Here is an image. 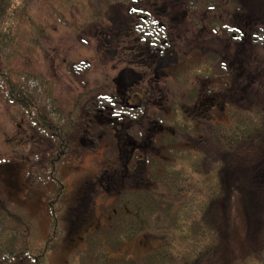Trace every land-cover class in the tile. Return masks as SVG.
<instances>
[{
  "label": "trees",
  "instance_id": "16d2710c",
  "mask_svg": "<svg viewBox=\"0 0 264 264\" xmlns=\"http://www.w3.org/2000/svg\"><path fill=\"white\" fill-rule=\"evenodd\" d=\"M31 1L0 0V99L5 108L0 115L18 127L24 114L29 128L40 132L42 127L32 118L33 105L41 111L42 106L59 102L54 89L27 88H55V83L38 71L12 70L14 57L21 58L15 39L21 23L29 27L26 43L40 54L55 33L47 23L31 19L27 12ZM136 1L142 0H50L48 4L56 22L79 37L82 22L99 19L107 6H131ZM203 137L215 154L208 163L203 150L181 141L168 142L163 157L152 156L148 161L150 187L124 188L113 196L103 191L101 201L110 202L107 220L86 234L67 264H264V111L233 112L228 123L215 126ZM72 147L53 141L47 144L43 159L29 162L31 187L53 185L46 205L49 222L45 233L35 216L0 195V264H15L20 259L27 264H52V255L61 251L66 235L61 206L66 184L58 167ZM10 153L0 154V161L19 154L14 149ZM228 169H239L236 184L231 186L223 182ZM231 214L237 224L231 231V250H226ZM244 222L248 229L254 227L249 243L243 236L245 229L235 241ZM142 236L153 239L157 246L137 257L110 255Z\"/></svg>",
  "mask_w": 264,
  "mask_h": 264
},
{
  "label": "flooded vegetation",
  "instance_id": "af4514ba",
  "mask_svg": "<svg viewBox=\"0 0 264 264\" xmlns=\"http://www.w3.org/2000/svg\"><path fill=\"white\" fill-rule=\"evenodd\" d=\"M137 3L141 5L123 7L124 12L121 7L111 9L117 10L115 20H105V11L96 23L95 37L87 44L94 55L82 59L80 92L67 101L57 99L58 104L42 106L41 111L33 105L32 113L38 127H42L32 134L47 143L72 144L81 135L82 143L89 131L92 139L97 129L104 132L97 135V142H103L104 148L111 142L108 159L125 157V163L113 172L114 182H120L114 185L116 193L124 188L150 187L147 168L152 156L163 157L168 142L200 141L215 126L228 123L231 113L246 111L240 103L245 98L240 96L238 100L232 93L241 89L245 95L247 89H258L262 81L261 62L256 61L251 71L246 55L247 43L262 44V34L257 30L260 20L246 11V4L256 8L260 0ZM204 28L213 31L216 37L212 42L220 43L219 48L210 41L198 44ZM253 108L261 110L257 106L249 110ZM88 110L99 116L95 125L90 118L84 122V116H90ZM23 124L29 126L21 114L18 127ZM121 143L128 147L124 155ZM106 181L113 185L110 179ZM98 185L109 193L102 178ZM95 187L92 184L90 189Z\"/></svg>",
  "mask_w": 264,
  "mask_h": 264
},
{
  "label": "rangeland",
  "instance_id": "374dc122",
  "mask_svg": "<svg viewBox=\"0 0 264 264\" xmlns=\"http://www.w3.org/2000/svg\"><path fill=\"white\" fill-rule=\"evenodd\" d=\"M48 2L50 0H32L27 6V12L34 22L47 23L48 26L55 28V33L51 34V38L45 42V50L40 54L26 43V36L30 34V31L27 23L23 20L24 23L20 24L15 37L21 58L14 57L12 70L16 72L21 70L41 72L44 78L55 83L57 88L54 89V94L58 100L64 102L80 92L79 87L81 88L82 86L80 75L84 67L82 59H91L94 55L92 49L87 46L88 39L95 37L96 23L100 21L103 14L93 22L87 24H83L82 22V31L78 37L72 30L56 22ZM250 4H246L248 7L246 11H249L253 19L257 17L260 20L257 30L262 34V44L259 46V44L255 45L253 42L247 43L246 55L248 61H251L247 63V65L249 64L247 69L253 71L256 61L259 60L261 62L262 81L257 86L258 89H247L245 95H243L241 89H236L235 92L231 93L236 94L237 98H240V96L245 98L244 102H240L241 106L245 109L248 110L250 106H257L264 111V1L261 2V5L258 4L259 6H256V8ZM138 5L141 4H134L133 7H137ZM114 7L120 8V6L114 5H109L105 8V11H108L105 15V20L108 18L109 20H115L114 12L117 10L111 11ZM122 10L124 12V8L121 6L120 11L122 12ZM122 17H125L124 14H122ZM132 20H135V17ZM212 33V30L204 28L203 34H199L198 44L201 45L203 41H210L215 48H219L221 46L220 43L212 42L215 39L214 37H216ZM67 66H70L69 73L73 76L66 74ZM230 97L232 96L230 95ZM239 98L238 100H240ZM231 100H234V97ZM4 110L3 102L0 99V112H4ZM102 113L106 115V111ZM88 114L90 116H84V122H87L90 118L93 120L92 125H95V119L99 117L97 116L98 114L93 111H89ZM95 133V139L90 137L92 135L90 131L86 136L84 134L82 143L79 141L82 135L76 138V141L72 143V152L65 156V159H63L58 167L59 176L66 184V192L62 198V206L65 209L63 221L66 235L61 251L53 254L51 257L52 264H67L73 250L82 246V241L86 234L92 232L95 228L97 229L107 220L105 212L107 210L106 206L110 202L103 203L101 201V193L104 190L98 185L99 179L102 178L104 189L109 192V195L115 194L116 189L114 185L120 184L117 180L114 182L116 174L113 172L115 170L118 171L117 168L125 163V157L119 156L118 158L121 160L117 158L108 159L110 158V145L112 146V144L109 142L104 148L102 146L103 142L102 144L97 142V135L104 132L97 129ZM188 141H191L187 143L189 146L199 148L206 153V163L214 159L215 154L211 150L209 142H206V139L203 138L199 141L196 138L195 140L190 139ZM47 144L43 139L34 137L32 130L26 124L20 127L13 126L6 118L0 115V154L10 156L12 154L10 153L11 149L19 152V154H15L17 159L11 156L6 160L7 162L0 161V195L7 203L24 208L32 216H35L39 221L41 233H45L48 227L49 211L46 205L49 201V194L53 189V185L48 183L45 187H31L28 184L30 176L29 162H39L43 159ZM144 145L149 147L150 144L148 141H145ZM119 146L122 149V155H124L128 147L124 143L119 144ZM238 171L239 169H228V171H225L223 173L224 184L229 186L236 184L235 177L239 174ZM107 179H110L113 185L109 184L106 181ZM131 182L134 183L133 180ZM92 184L96 185L94 189H90ZM233 216L231 214L227 222L226 228H228L230 236L225 240L224 248L226 250H231V231L236 223ZM252 228L254 227L248 229L246 222H244V227L242 225V230H240L238 236H235L238 237L235 241H239L245 229L243 236L249 243L252 240L250 238L253 236L250 234ZM69 242L71 243L70 246H68ZM157 244L153 239L142 236L138 240L122 244L114 254L110 252V255L113 257L123 255L137 257L154 248ZM15 264H27V261L26 259H20Z\"/></svg>",
  "mask_w": 264,
  "mask_h": 264
}]
</instances>
